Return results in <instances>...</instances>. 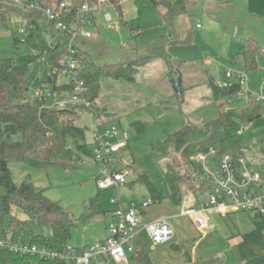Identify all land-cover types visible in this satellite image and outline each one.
Returning a JSON list of instances; mask_svg holds the SVG:
<instances>
[{
  "label": "rangeland",
  "instance_id": "374dc122",
  "mask_svg": "<svg viewBox=\"0 0 264 264\" xmlns=\"http://www.w3.org/2000/svg\"><path fill=\"white\" fill-rule=\"evenodd\" d=\"M174 3L178 0H165ZM189 11L166 22L159 9L150 0H121V14L111 8L96 15V24L88 27L93 34L89 39L79 38L76 45L90 54L91 59L101 64L132 63L137 58H146L134 69L131 81L104 78L101 80L97 105L105 109L104 116L84 112L76 125L84 130L87 144L92 148L93 133L97 124L106 126L128 136L127 155L133 158L134 172L129 182L118 190L100 191L96 185L97 168L90 158L73 170L54 168H33L23 162H11L9 170L15 185L29 180L44 192L52 202L66 209L75 227L68 244L75 247L94 244L103 239L110 223L109 212L117 207L110 200L118 196L121 208L128 210L150 199L147 177L166 198L152 204L143 217L147 224L168 212L175 215L172 241L155 246L145 232L141 233L150 264H202L209 257L216 239L205 235L208 230L198 232L190 219L180 216L179 205L164 206L170 191L166 181L168 165L172 164L182 196L194 194L208 200V194L197 190L199 182L194 174L197 167L192 159L186 160L175 147L176 133L183 127L203 126L219 115L218 102L211 98V81L202 79L192 71L194 66L204 65L208 77L215 85L230 86L239 83L227 79L226 73L233 71L246 77L240 86V93L231 98L233 105H239L250 98L258 99L262 108L261 117L251 123L238 124L226 129L229 149L236 148L248 162H253L264 179V0H188ZM109 13L112 22L104 20ZM45 25L44 19L40 20ZM118 25L119 30L112 26ZM26 29V22L15 13H8L5 22L0 21V59L16 60L28 53V46L19 42L20 30ZM188 36L189 40H185ZM252 41L258 47L257 67L246 72L242 53L244 44ZM185 61L191 65L181 78V94H177L171 80L178 74L175 64ZM203 64V65H202ZM45 68L30 69L29 83L39 85ZM39 72V73H38ZM46 106L52 102L47 101ZM137 124H144L139 128ZM2 124L0 123V129ZM18 140L19 136H14ZM170 202V201H169ZM12 212L20 220L30 215L13 207ZM50 235V231L32 223L31 230L24 234ZM129 264H138L134 253L127 255ZM190 260L192 262H190Z\"/></svg>",
  "mask_w": 264,
  "mask_h": 264
},
{
  "label": "trees",
  "instance_id": "16d2710c",
  "mask_svg": "<svg viewBox=\"0 0 264 264\" xmlns=\"http://www.w3.org/2000/svg\"><path fill=\"white\" fill-rule=\"evenodd\" d=\"M120 1L109 0L121 19ZM87 2H96V0H75V7ZM150 2L160 10L162 18L169 23L175 17L187 13L190 8L188 0H178L174 3H168L165 0H150ZM8 13H15L26 22L28 36L24 42L21 40L19 42L28 46V53L16 60L0 59V123L2 124L0 129V236L39 248L62 250L69 245L68 240L75 227L69 212L60 204L50 201L31 181L26 180L19 186L15 185L9 164L23 162L33 168L77 169L84 162V158L92 157V148L86 142L84 130L76 125V120L84 112H92L98 117L104 116L105 109L97 105L101 80L112 78L131 81L135 68L140 66L146 58L139 57L126 66L101 64L94 62L89 52L76 47L77 56L82 62L81 79L89 87L87 97L91 101V107L70 106L59 109L52 105L46 106L45 103L49 100L30 97V87L35 84L29 83L28 72L30 69L38 71L41 66L45 67V64L57 66L58 59L63 53V42L66 41V37L55 36L47 25H41L42 18L38 14H24L0 4L1 22H5ZM93 20L96 24V16ZM51 40L52 43L49 42ZM185 40H189L188 36ZM257 56L258 48L252 41L246 42L242 53L246 72L256 69ZM131 68L134 69L133 73L127 71ZM49 82V79H41V83ZM56 89L65 91L68 90V86H60ZM211 91V98L218 102V117L200 127L185 126L176 133L178 137L175 143L176 150L181 152L186 160L192 159L207 147H215L220 155L228 150L237 153L236 148L229 149L225 144L226 129L238 124L251 123L261 117L262 108L257 99L233 105L231 98L241 92L238 83L219 88L211 81ZM228 106L232 108L227 109ZM137 125H140L139 128L144 127V124ZM14 136H19V139L14 140ZM141 179L146 183L153 204L161 203L166 199L147 177L143 176ZM166 181L170 191L169 201L174 205H181L183 196L172 164L168 165ZM13 207L28 213L30 219L20 220L13 214ZM32 223L49 230L50 235L37 234L29 238L24 237V234L31 230ZM138 262V264H150L142 243ZM0 264L66 263L0 249Z\"/></svg>",
  "mask_w": 264,
  "mask_h": 264
},
{
  "label": "built area",
  "instance_id": "2783aa9c",
  "mask_svg": "<svg viewBox=\"0 0 264 264\" xmlns=\"http://www.w3.org/2000/svg\"><path fill=\"white\" fill-rule=\"evenodd\" d=\"M0 4L24 14L36 13L46 21L45 25L51 33L66 37L57 66L45 64V67L38 69L45 68L43 79L50 82L31 86L30 97L52 101V106L59 109L70 106L90 108L91 101L87 97L89 87L81 79L82 62L77 56L78 46L75 42L79 38L93 37L88 27L95 24L93 17L99 12L113 8L109 0L87 2L79 7H75V0H0ZM104 20L112 22L111 15L106 12ZM112 28L119 30L118 25ZM19 33L20 40L24 42L28 32L21 29ZM49 42L52 43V40ZM260 54L264 58V49ZM226 78L237 79L240 86L247 81L243 74L233 71L227 72ZM65 85L68 90L56 89ZM217 86L226 87L223 84ZM247 97L255 99L249 95ZM227 109H231V106ZM127 148L128 136L124 131L103 123L96 125L90 159L98 170L96 185L100 191L118 190L129 182L135 162L127 155ZM193 164L197 167L194 169L199 182L197 190L201 194L207 193L208 200L191 204L183 199L180 216L190 219L198 232L209 228L210 216L214 213L225 216L232 212H243L264 223V184L242 153L228 150L220 155L215 147H207L192 158ZM110 203L117 207L109 212L110 223L104 238L94 244L84 248L67 245L62 250H51L0 236V249L21 255H37L45 260H60L66 264H129L128 253H134L136 260L139 258L141 243L144 244L142 232L155 246L172 241L174 231L167 218L147 224L140 222L141 213L153 204L151 199L128 210L121 208L118 196L112 198Z\"/></svg>",
  "mask_w": 264,
  "mask_h": 264
},
{
  "label": "crops",
  "instance_id": "0c3cea01",
  "mask_svg": "<svg viewBox=\"0 0 264 264\" xmlns=\"http://www.w3.org/2000/svg\"><path fill=\"white\" fill-rule=\"evenodd\" d=\"M203 64L209 65L211 62L208 59ZM175 65L178 68V74H174V77L180 78L181 85L183 73L186 70L191 73L192 68L191 65L186 64L185 61ZM203 66H201V64L200 66L195 65L192 71L195 73V75L202 77V79L212 81V78L208 77V74L206 73ZM212 82L215 84L214 81ZM251 166L260 175L264 184L263 177L261 176L258 169H256L257 167L263 168V165L255 167L253 162H251ZM183 199L191 204L204 201L200 196L196 197L194 194L186 195L182 198V200ZM169 203L171 204V202L167 201L164 206L170 205ZM178 208H180V205ZM145 212L146 211L142 212L140 215L141 223H143V217L146 214ZM174 216L175 215L171 210V212L167 213L166 217H161L168 219L173 231L175 230V226L172 224ZM207 230L208 233L205 236L209 237L212 234V237L216 239L217 245L211 249V252H209L210 256L206 257V260L202 264H264V224H262L260 220L253 218L243 212H232L225 216L214 213L210 216L209 228ZM86 246L89 245H84L77 248H84ZM190 262L192 261L190 260Z\"/></svg>",
  "mask_w": 264,
  "mask_h": 264
},
{
  "label": "water",
  "instance_id": "95a60500",
  "mask_svg": "<svg viewBox=\"0 0 264 264\" xmlns=\"http://www.w3.org/2000/svg\"><path fill=\"white\" fill-rule=\"evenodd\" d=\"M171 83H172V87H173L174 91L177 94H181L182 91H181V87H180V79L178 77H175L171 80Z\"/></svg>",
  "mask_w": 264,
  "mask_h": 264
}]
</instances>
